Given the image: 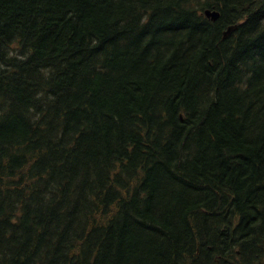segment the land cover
Here are the masks:
<instances>
[{
  "label": "trees",
  "instance_id": "16d2710c",
  "mask_svg": "<svg viewBox=\"0 0 264 264\" xmlns=\"http://www.w3.org/2000/svg\"><path fill=\"white\" fill-rule=\"evenodd\" d=\"M0 48V264H264V0H0Z\"/></svg>",
  "mask_w": 264,
  "mask_h": 264
},
{
  "label": "bare ground",
  "instance_id": "6f19581e",
  "mask_svg": "<svg viewBox=\"0 0 264 264\" xmlns=\"http://www.w3.org/2000/svg\"><path fill=\"white\" fill-rule=\"evenodd\" d=\"M218 6H219V5H218ZM196 8H197V7H196ZM203 9H204V8H203ZM190 10H191V9H190ZM262 11H263V10H262ZM185 13H186V11H185ZM187 15H188V14H187ZM118 16H119V15H118ZM202 16H203V15H202ZM194 18H195V17H194ZM135 21H136V20H135ZM151 22H152V21H151ZM122 23H123V22H122ZM161 23H162V22H161ZM167 23H168V22H167ZM29 24H30V22H29ZM27 25H28V24H27ZM140 25H141V24H140ZM127 26H128V25H127ZM134 26H135V25H134ZM39 28H40V27H39ZM127 29H128V28H127ZM147 29H148V28H147ZM8 32H9V31H8ZM25 32H26V31H25ZM106 32H107V31H106ZM127 32H128V31H127ZM140 32H141V31H140ZM9 33H10V32H9ZM108 33H109V32H108ZM136 33H137V32H136ZM25 34H26V33H25ZM34 34H35V33H34ZM42 34H43V33H42ZM11 35H12V34H11ZM14 35H15V34H14ZM140 35H141V34H140ZM189 35H190V34H189ZM5 36H6V35H5ZM7 36H8V35H7ZM116 36H117V35H116ZM136 36H137V35H136ZM141 36H142V35H141ZM147 36H148V35H147ZM152 36H153V35H152ZM162 36H163V35H162ZM180 36H181V35H180ZM8 37H9V36H8ZM8 37H7V38H8ZM18 37L20 38L19 35H18ZM18 37H17V39H18ZM24 37H25V35H24ZM104 37H105V36H104ZM9 38H11V36H10ZM13 38H14V36H13ZM21 38H22V37H21ZM21 38H20L19 40L23 43L24 40H21ZM120 38H121V37H120ZM161 38H162V37H161ZM172 38H173V37H172ZM23 39H24V38H23ZM35 39H36V37H35ZM108 39H109V38H108ZM114 39H115V38H114ZM182 39H183V38H182ZM1 40H2V39H1ZM8 40H9V39H8ZM92 40H93V39H92ZM97 40H98V39H97ZM99 40H100V39H99ZM99 40H98V41H99ZM161 40H162V39H161ZM20 41H19V42H20ZM30 41H31V40H30ZM34 41H35V40H34ZM106 41H107V40H106ZM106 41H105V42H106ZM135 41H137V40H135ZM156 41H157V40H156ZM168 41H169V40H168ZM178 41H179V40H178ZM192 41H193V40H192ZM17 42H18V40H17ZM21 42H20V43H21ZM171 42H172V41H171ZM184 42H185V41H184ZM4 43H5V41H4ZM22 43H21V44H22ZM24 43H26V42H24ZM24 43H23V44H24ZM134 43H135V42H134ZM181 43H182V42H181ZM6 44H7V42H6ZM39 44H40V43H39ZM66 44H68V43H66ZM93 44H94V43H93ZM177 44H178V43H177ZM7 45H8V44H7ZM33 45H34V44H33ZM100 45H101V44H100ZM111 45H112V44H111ZM131 45H132V44H131ZM145 45H146V44H145ZM4 46H5V45H4ZM4 46H3V47H4ZM8 46H9V45H8ZM20 46H21V45H19V47H20ZM24 46H25V45H24ZM173 46H174V45H173ZM173 46H172V47H173ZM3 47H1V48H3ZM21 47H22V46H21ZM64 47H65V46H64ZM91 47H92V46H91ZM163 47H164V46H163ZM1 48H0V49H1ZM102 48H103V47H102ZM126 48H127V47H126ZM142 48H143V47H142ZM200 48H201V47H200ZM104 49H105V48H104ZM127 49H128V48H127ZM1 50H2V49H1ZM36 50H37V49H36ZM36 50H35V51H36ZM154 50H155V48H154ZM169 50H170V49H169ZM201 50H202V49H201ZM1 52H3V51H1ZM10 52H11V50H10L9 48H7V49L5 48V51L3 52V56L5 55V57H7V56L10 54ZM38 52H39V51H38ZM60 52H61V51H60ZM107 52H108V51H107ZM170 52H171V51H170ZM33 53H34V52H33ZM146 53H147V52H146ZM40 54H41V53H40ZM170 55H171V54H170ZM170 55H167V56H170ZM36 56H37V55H36ZM45 56H46V55H45ZM52 56H53V55H52ZM171 56H172V55H171ZM1 57H2V56H1ZM9 57H10V56H9ZM9 57H8V58H9ZM30 57H31V56H30ZM32 57H33V56H32ZM34 57H35V56H34ZM49 57H50V56H49ZM159 57H160V56H159ZM178 57H179V56H178ZM28 58H29V56H28ZM154 58H155V57H154ZM29 59H30V58H29ZM39 59H40V58H39ZM35 60H36V59H35ZM58 60H59V59H58ZM93 60H94V59H93ZM0 61H1V59H0ZM47 61H48V60H47ZM62 61H63V60H62ZM155 61H156V60H155ZM35 62H36V61H35ZM45 62H46V61H45ZM9 63H11V62H9ZM46 63H47V62H46ZM39 64H40V63H39ZM55 64H56V63H55ZM98 65H99V64H98ZM19 66H20V64H19ZM32 66H33V65H32ZM37 66H38V65H37ZM67 66H68V65H67ZM64 67H65V66H64ZM28 68H29V67H28ZM105 68H106V67H105ZM15 69H16V68H15ZM20 69H21V68H20ZM49 70H50V69H49ZM72 70H73V68H72ZM92 70H93V69H92ZM73 71H74V70H73ZM50 72H51V71H50ZM64 72H65V71H64ZM104 72H105V71H104ZM37 73H38V72H37ZM61 73H62V72H61ZM38 74H39V73H38ZM24 75H25V74H24ZM48 75H49V74H48ZM53 76H54V75H53ZM62 76H63V75H62ZM93 76H94V75H93ZM93 76H92V77H93ZM25 77H26V76H25ZM31 77H32V76H31ZM33 77H34V75H33ZM56 77H57V76H56ZM96 77H97V76H96ZM98 77H99V76H98ZM102 77H103V76H102ZM27 78H28V77H27ZM88 79H89V78H88ZM60 80H61V79H60ZM35 81H36V80H35ZM41 81H42V79H41ZM56 81H57V80H56ZM91 81H92V80H91ZM86 82H87V81H86ZM53 83H54V81H53ZM91 83H92V82H91ZM58 84H59V83H58ZM62 84H63V83H62ZM260 85H261V84H260ZM95 102H96V101H95ZM51 117H52V116H51ZM51 119H52V118H51ZM46 123H47V122H46ZM50 124H51V123H50ZM248 124H249V123H248ZM242 125H243V124H242ZM220 126H221V125H220ZM221 127H222V126H221ZM221 127H220V128H221ZM51 128H52V127H51ZM216 128H217V127H216ZM216 128H215V129H216ZM223 128H224V127H223ZM157 130H158V129H157ZM248 130H249V129H248ZM252 130H253V129H252ZM149 131H150V130H149ZM234 131H235V130H234ZM250 132H251V130H250ZM187 133H188V132H187ZM209 133H210V132H209ZM213 133H214V132H213ZM261 133H262V132H261ZM40 134H41V133H40ZM160 134H161V133H160ZM224 134H225V133H224ZM41 135H42V134H41ZM225 135H226V134H225ZM246 135H247V134H246ZM234 136H235V135H234ZM239 136H240V135H239ZM184 137H185V136H184ZM184 137H183V138H184ZM215 138H216V137H215ZM223 138H224V137H223ZM130 139H131V138H130ZM149 139H150V138H149ZM216 139H217V138H216ZM136 140H137V139H136ZM136 140H135V141H136ZM150 140H151V139H150ZM233 140H234V139H233ZM241 140H242V139H241ZM137 141H138V140H137ZM137 141H136V142H137ZM139 141H140V140H139ZM231 141H232V139H231ZM235 142H236V141H235ZM133 143H135V142H133ZM148 143H149V142H148ZM169 143H170V142H169ZM215 143H216V142H215ZM161 144H162V143H161ZM224 144H225V143H224ZM228 144H229V143H228ZM198 145H199V144H198ZM217 145H218V144H217ZM223 146H224V145H223ZM144 147H145V146H144ZM197 147H198V146H197ZM215 148H216V147H215ZM128 150H129V149H128ZM198 150H199V149H198ZM139 151H140V150H139ZM156 151H157V150H156ZM173 151H174V150H173ZM153 152H154V151H153ZM116 153H117V152H116ZM118 153H119V152H118ZM142 153H144V152H142ZM155 153H156V152H155ZM158 153H159V152H158ZM220 153H221V152H220ZM195 154H196V153H195ZM146 155H149V153L147 152ZM176 155H177V154H176ZM225 155H226V154H225ZM166 156H167V155H166ZM196 156H197V155H196ZM117 157H118V156H117ZM127 157H128V155H127ZM204 157H205V155H204ZM115 160H116V159H115ZM190 160H191V159H190ZM200 160H201V159H200ZM218 160H219V159H218ZM148 161H149V160H148ZM115 162H116V161H115ZM188 163H189V162H188ZM200 163H201V162H200ZM141 164H142V163H141ZM194 164H196V163H194ZM211 164H213V163H211ZM143 165H144V164H143ZM140 166H141V165H140ZM152 166H153V165H152ZM155 166H156V165H155ZM150 167H151V166H150ZM173 168H174V167H173ZM142 169H143V168H142ZM184 169H185V168H184ZM103 171H104V170H103ZM105 171H106V170H105ZM178 171H179V170H178ZM208 172H209V171H208ZM89 174H91V173H89ZM97 174H98V173H96V175H97ZM107 174H108V173H107ZM202 174H203V173H202ZM101 175H102V174H101ZM105 175H106V174H105ZM98 176H99V175H98ZM102 176H103V175H102ZM197 176H198V175H197ZM87 177H88V176H87ZM104 177H105V176H104ZM118 177H119V176H118ZM125 177H126V176H125ZM133 177H134V176H133ZM137 177H138V176H137ZM122 178H123V177H122ZM122 178H121V179H122ZM93 179H94V178H93ZM102 179H103V178H102ZM134 179H135V178H134ZM90 181H91V180H90ZM97 181H98V180H97ZM102 181H103V180H102ZM191 181H192V180H191ZM86 182H88V181H86ZM100 182H101V181H100ZM80 183H82V180H81ZM107 183H108V182H107ZM78 185H79V184H78ZM81 185H82V184H81ZM94 185H95V184H94ZM90 186H91V185H90ZM95 187H96V186H95ZM142 187H143V186H142ZM200 187H201V186H200ZM84 188H85V187H84ZM90 188H91V187H90ZM178 189H179V188H178ZM61 190H62V189H61ZM70 190H71V189H70ZM99 190H100V189H99ZM129 190H130V189H129ZM97 191H98V190H97ZM61 193H62V192H61ZM70 193H71V192H70ZM96 193H97V192H96ZM146 193H147V192H146ZM71 194H72V193H71ZM74 194H75V193H74ZM127 194H128V193H127ZM72 195H73V194H72ZM98 195H99V194H98ZM148 195H149V194H148ZM58 196H59V194H58ZM74 196H75V195H73V197H74ZM139 196H140V195H139ZM146 196H147V195H146ZM93 197H94V196H93ZM147 197H148V196H147ZM84 198H85V197H84ZM136 198H137V197H136ZM148 198H149V197H148ZM75 199H77V198L75 197ZM75 199H73V200H75ZM101 199H102V198H101ZM111 199H113V197H112ZM134 199H135V198H134ZM143 199H144V198H143ZM53 200H54V199H53ZM57 200H58V199H57ZM78 200H81V199H78ZM78 200H77V201H78ZM86 200H87V199H86ZM90 200H91V199H90ZM114 200H115V199H114ZM114 200H113V201H114ZM141 200H142V199H141ZM99 201H100V200H99ZM157 201H158V200H157ZM74 202H76V201H74ZM81 202H82V201H81ZM92 202H93V201H92ZM92 202H91V204H92ZM58 203H61V201H59ZM64 203H65V202H64ZM94 203H97V202H94ZM111 203H112V201H111ZM111 203H109V204H111ZM61 204H62V203H61ZM77 204H78V203H77ZM155 204H156V202H155ZM80 205H81V204H80ZM93 205H94V204H93ZM132 205H133V204H132ZM59 206H60V205H59ZM63 206H64V205H63ZM69 206H70V205H69ZM74 206H75V204H74ZM111 206H112V205H111ZM141 206H142V205H141ZM144 206H146V204H144ZM97 207H98V206H97ZM97 207H96V208H97ZM76 208H77V207H76ZM88 208H90V207L88 206ZM104 208H105V207H104ZM117 208H118V206H117ZM52 209H56V208H52ZM59 209H60V208H59ZM65 209H66V211H67V208H65ZM70 209H71V208H70ZM79 209H80V208H79ZM86 209H87V208H86ZM92 209H93V208H92ZM114 209H115V208H114ZM130 209H131V208H130ZM42 210H43V208H42ZM63 210H64V209H63ZM63 210H62V212H63ZM74 210H75V209H74ZM77 210H78V209H77ZM89 210H91V209H89ZM60 211H61V210H60ZM64 211H65V210H64ZM69 211H70V210H69ZM99 211H100V210H99ZM99 211H98V212H99ZM87 212H89V211H87ZM87 212L84 213V215H85V214L88 215L89 213H87ZM52 213H53V212H52ZM64 213H65V212H64ZM67 213H68V212H67ZM90 213H91V212H90ZM110 213H111V212H110ZM48 214H49V213H48ZM56 214H58V213H56ZM73 214H75V213H73ZM92 214H93V212H92ZM95 214H96V213H95ZM95 214H94V215H95ZM103 214H105V213H103ZM59 215H60V214H59ZM65 215H66V214H65ZM71 215H72V214H71ZM80 215H81V213H80ZM84 215H83V216H84ZM87 215H86V216H87ZM112 215H113V214H112ZM112 215H111V216H112ZM53 216H54V215H53ZM61 216H62V214H61ZM61 216H59V217H61ZM92 216H93V215H92ZM97 216H98V215H97ZM116 216H117V215H116ZM262 216H264V215H262ZM48 217H49V216H48ZM51 217H52V216H51ZM54 217H56V215H55ZM57 217H58V215H57ZM59 217H58V218H59ZM67 217H69V216H67ZM77 217H78V216H77ZM77 217H75V218H77ZM84 217H85V216H84ZM84 217H83V218H84ZM87 217H89V219H90V216H87ZM87 217H86L84 220H88ZM93 217H94V216H93ZM100 217H102L103 220H104V222H105V216H99V219H98V220H100V222H101V218H100ZM58 218H57V220H58ZM69 218H70V217H69ZM78 218H79V222H81L80 217H78ZM83 218H82V219H83ZM91 218H92V217H91ZM94 218H96V217H94ZM97 218H98V217H97ZM107 218H108V217H107ZM111 218H112V217H111ZM37 219H38V218H37ZM52 219H55V218H52ZM72 219H73V218H72ZM118 219H120V218H118ZM50 220H51V218H50ZM50 220H49V221H50ZM76 220H77V219H76ZM129 220H130V219H129ZM261 220H262V219H261ZM45 221H47V220H45ZM53 221L55 222V220H53ZM66 221H67V220H66ZM71 221H72V220H71ZM71 221H70V222H71ZM77 221H78V220H77ZM88 221H89V220H88ZM92 221H93V219H92ZM92 221H91V223H93ZM95 221H96V220H95ZM95 221H94V223H95ZM109 221H110V220H109ZM118 221H119V220H118ZM120 221H121V220H120ZM135 221H136V220H135ZM253 221H254V219H253ZM42 222H43V221H42ZM57 222H58V221H57ZM72 222H73V221H72ZM72 222H71V223H72ZM84 222H85V221H84ZM97 222H98V223H97V224L95 223L96 225L94 226L93 230H91V231H93L92 233H94V231H95L96 233H99V234H100V232L103 231V230L105 231L106 228H105V224H103V223L99 224V221H97ZM112 222H113V223H112ZM116 222H117L116 219H114V220L111 221L110 223H107V221H106L105 223H106V226L108 225L107 228H108V227L111 228V227H113V226H114V227L116 226ZM124 222H125V221H124ZM138 222H139V220H138ZM33 223H34V222H33ZM52 223H53V222H51V224H52ZM63 223H64V222H63ZM65 223H66V222H65ZM77 223H78V222H77ZM94 223H93V225H94ZM119 223H120V222H119ZM122 223H123V222H122ZM53 224H55V223H53ZM79 224H80V223H79ZM79 224H78V226H80ZM88 224H90V223H88ZM117 224H118V223H117ZM44 225H47V223H46V224L44 223ZM48 225H49V224H48ZM60 225H62V224L60 223ZM67 225L69 226V224H67ZM72 225H73V224H72ZM72 225H71V226H72ZM49 226H50V225H49ZM74 226H75V225H74ZM89 226L91 227V225H88V227H89ZM27 227H29V226H27ZM36 227H37V226H36ZM56 227H57V226H56ZM62 227H63V225H62ZM66 227H67V226H66ZM88 227H87V228H88ZM116 227H117V226H116ZM70 228H71V227H70ZM76 228H77V227H76ZM82 228H83V227H82ZM91 228H92V227H91ZM91 228H90V229H91ZM109 228H108V229H109ZM35 229H36V228H35ZM45 229H47V228H45ZM50 229H51V228H50ZM53 229H54V228H52V230H53ZM59 229L61 230L60 226H59ZM67 229H68V228H67ZM67 229H66V230H67ZM115 229L117 230V228H115ZM115 229H114V230H115ZM4 230H5V228H4ZM40 230H41V229H40ZM47 230L49 231V229H47ZM77 230L79 231V229H77ZM77 230H76V232H78ZM56 231H59L58 228H57ZM70 231H73V229L70 230ZM89 231H90V230H89ZM104 231H103V232H104ZM107 231H108V230H107ZM43 232H45V231H43ZM49 232H50V231H49ZM53 232H54V231H53ZM59 232H60V231H59ZM62 232H64V231H62ZM68 232H69V231H67L66 233H68ZM82 232H84V231L82 230ZM86 232H87V231H86ZM2 233H3V232H2ZM46 233H48V232H46ZM60 233H61V232H60ZM74 233H75V232H74ZM78 233H79V232H78ZM90 233H91V232H90ZM90 233H89V234H90ZM92 233H91V235H92ZM96 233H95V234H96ZM101 233H102V232H101ZM108 233H109V232H108ZM50 234H51V233H50ZM84 234H85V233H84ZM32 235H33V234H32ZM41 235H42V233H41ZM46 235H47V234H46ZM46 235H45V236H46ZM51 235H52V234H51ZM56 235H57V234H56ZM64 235H67V234H64ZM64 235L62 234V236H64ZM68 235H69V233H68ZM79 235H80V234H79ZM103 235H104V234H103ZM106 235H107L106 238L108 239V234H105V236H106ZM112 235H113V234H112ZM112 235L110 234L111 237H112ZM1 236H2V235H1ZM38 236L40 237V235H38ZM62 236H59V237H62ZM70 236H71V235H70ZM87 236H88V235H87ZM98 236H100V235H98ZM42 237H43V236H42ZM46 237H47V236H46ZM46 237H44V238H46ZM50 237H51V236H50ZM52 237H53V235H52ZM57 237H58V235L56 236V240H60V239H58ZM71 237H73V236H71ZM76 237H77V235H76ZM84 237H85V235H84ZM63 238H64V237H63ZM65 238H66V237H65ZM69 238H70V237H69ZM85 238H86V237H85ZM89 238H91V237L89 236ZM103 238H104V236H101V237H100V239H103ZM259 238H260V237H259ZM35 239H36V238H35ZM51 239L53 240V239H55V237H54V238H51ZM51 239H50V240H51ZM71 239L73 240V238H71ZM80 239H81V238H80ZM87 239H88V238H87ZM104 239H105V238H104ZM104 239H103V240H104ZM136 239H137V238H136ZM41 240H42V239H41ZM67 240H68V239H67ZM67 240H66V241H67ZM76 240H77V239H76ZM91 240H92V239H91ZM94 240H95V239H94ZM39 241H40V239H39ZM43 241H44V240H43ZM54 241H55V240H54ZM54 241H53V242H54ZM92 241H93V240H92ZM45 242H46V241H45ZM55 242H56V241H55ZM61 242H62V241H61ZM63 242H64V241H63ZM76 242H80V241H79V238H78V241H76ZM84 242H85V239H84ZM98 242H99V241H98ZM34 243H35V241H34ZM73 243H74V242H73ZM85 243H86V242H85ZM88 243L90 244V242H88ZM125 243H126V242H125ZM263 243H264V242H263ZM28 244H29V243H28ZM39 244H40V242H39ZM39 244H38V245H39ZM41 244H42V243H41ZM67 244H69V243H67ZM71 244H72V243H71ZM76 244H77V243H76ZM89 244H88V247H89ZM30 245H31V244H30ZM45 245H46V244H45ZM74 245H75V244H74ZM77 245H78V244H77ZM77 245H76V246H77ZM83 245H85V244H83ZM120 245H121V244H120ZM127 245H129V244H126L125 246H127ZM133 245H134V244H133ZM31 246H32V245H31ZM48 246H49V245H48ZM76 246H75V247H76ZM78 246H79V245H78ZM42 247H43V248H42ZM44 247H45L44 245L41 246V248L43 249V251H44ZM86 247H87V246H86ZM91 247H92V246H91ZM123 247H124V246H123ZM132 247H133V246H132ZM263 247H264V246H263ZM31 248H32V247H31ZM38 248H39V246H38ZM70 248H71V247H70ZM73 248H74V247H73ZM81 248H82V247H81ZM127 248H128V247H127ZM130 248H131V247H130ZM45 249H46V247H45ZM75 249H76V248H75ZM87 249H88V248H87ZM253 249H255V248H253ZM77 250H78V249H77ZM68 251H70V250H68ZM68 251H67V252H68ZM79 251H80V249H79ZM126 251H127V250H126ZM258 251H259V249H258ZM67 252H66V253H67ZM71 252L73 253V251H71ZM71 252H70V253H71ZM66 253H65V254H66ZM70 253H68V254H70ZM126 253H128V251H127ZM41 254H42V253H41ZM68 254H67V255H68ZM116 254H117V253H116ZM128 254H129V253H128ZM76 255H77V253H76ZM203 255H205V254H203ZM251 255H252V254H251ZM253 255H254V254H253ZM259 255H260V254H259ZM69 256H70V255H69ZM74 256H75V255H74ZM74 256H72V257H74ZM263 256H264V255H263ZM45 257H46V256H45ZM65 257H66V256H65ZM65 257H64V258H65ZM70 257H71V256H70ZM72 257H71V258H72ZM199 257H200V259H201V257H204V256H200V255H199ZM199 257H198V259H199ZM43 258H44V257H43ZM67 258H68V257H67ZM67 258H66V259H67ZM189 258H190V257H189ZM195 258H196V257H195ZM72 259H73V258H72ZM75 259H76V257H75ZM78 259H79V258H78ZM191 259H193V258H191ZM198 259H197V260H198ZM229 259H230V258H229ZM70 260H71V259H70ZM208 260H209V257H208ZM231 260H232V259H231ZM233 260H234V259H233ZM233 260H232V261H233ZM31 261H32V260H31ZM52 261H53V260H52ZM90 261H91V260H90ZM202 261H203V260H202ZM255 261H256V260H255ZM71 262H72V260H71ZM99 262H100V261H99ZM187 262H188V261H187ZM194 262H196L195 259H194ZM207 262H208V261H207ZM230 262H231V261H230ZM84 263H85V262H84ZM188 263H190V262H188ZM214 263H215V262H214ZM258 263H259V262H258ZM262 263H263V262H262ZM52 264H53V263H52ZM175 264H176V263H175ZM183 264H184V262H183ZM204 264H205V262H204ZM223 264H224V263H223ZM231 264H232V263H231ZM241 264H242V263H241Z\"/></svg>",
  "mask_w": 264,
  "mask_h": 264
},
{
  "label": "water",
  "instance_id": "95a60500",
  "mask_svg": "<svg viewBox=\"0 0 264 264\" xmlns=\"http://www.w3.org/2000/svg\"><path fill=\"white\" fill-rule=\"evenodd\" d=\"M205 14L207 15V17L211 18L212 20H217L219 18V15H220L217 10H211V9H207L205 11ZM237 28H238V25L229 26L227 28V30H225V32H224V37L229 36Z\"/></svg>",
  "mask_w": 264,
  "mask_h": 264
}]
</instances>
